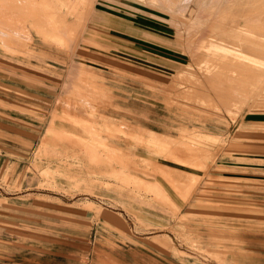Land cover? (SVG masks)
<instances>
[{"label":"rangeland","instance_id":"rangeland-1","mask_svg":"<svg viewBox=\"0 0 264 264\" xmlns=\"http://www.w3.org/2000/svg\"><path fill=\"white\" fill-rule=\"evenodd\" d=\"M149 1L99 0L72 43L0 41V264L93 245L94 264H264V83L202 87L192 49L229 39L205 19L221 0L201 23Z\"/></svg>","mask_w":264,"mask_h":264},{"label":"bare ground","instance_id":"bare-ground-1","mask_svg":"<svg viewBox=\"0 0 264 264\" xmlns=\"http://www.w3.org/2000/svg\"><path fill=\"white\" fill-rule=\"evenodd\" d=\"M54 1L56 3L60 0H0L2 44L8 48L15 47L14 44H17L16 47L19 43L25 44L22 39L31 41L32 30L45 41L62 44L66 40L72 43V33L78 30V25L73 26L67 19L73 17L79 22L88 20L96 0H81L75 4H72V0H64L67 4L62 10L57 8V4L55 6ZM193 1L195 0L188 2L185 9L188 16L184 18H191L193 22L201 23L202 18L206 17L205 11L208 10L210 0H203L204 4L202 3L197 9ZM220 2V5H217V14H212L215 11L210 10L212 12L205 19L212 22L211 25L218 30L217 32L223 33V38L229 39H223L224 43H219L213 38H199V36L197 40L194 39L196 42L192 51L205 81L202 87L214 86L217 96L223 102V92L229 96L237 94L244 96L249 94L247 88L264 85H262L264 83V58H262L264 57V0H221ZM207 23L209 22L206 20L205 24ZM208 101L206 97L202 99L203 104L207 105ZM213 106L215 107L214 104ZM100 147L105 146L102 143ZM90 156L93 160H97L99 154L92 151ZM150 187L162 198H167L159 187Z\"/></svg>","mask_w":264,"mask_h":264},{"label":"crops","instance_id":"crops-1","mask_svg":"<svg viewBox=\"0 0 264 264\" xmlns=\"http://www.w3.org/2000/svg\"><path fill=\"white\" fill-rule=\"evenodd\" d=\"M99 1V0H98ZM98 1L96 2L95 6L97 5ZM98 9V8H97ZM94 11V10H93ZM80 97V96H79ZM159 186V185H158ZM160 187V186H159ZM161 189V187H160ZM161 191L163 192V190L161 189ZM164 193V192H163ZM166 196V195H165ZM91 242V241H90ZM91 245H92V242H91ZM95 245H93L92 247L94 249L90 250V252L92 253L90 255V252H88L85 256L83 255V257H81V260H80V263L81 264H94L95 263V260H94V257H93V253L95 252Z\"/></svg>","mask_w":264,"mask_h":264}]
</instances>
